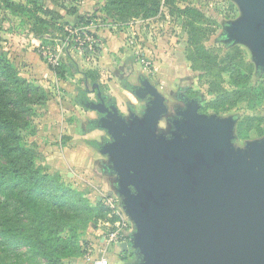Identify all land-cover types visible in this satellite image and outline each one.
<instances>
[{
	"label": "rangeland",
	"instance_id": "374dc122",
	"mask_svg": "<svg viewBox=\"0 0 264 264\" xmlns=\"http://www.w3.org/2000/svg\"><path fill=\"white\" fill-rule=\"evenodd\" d=\"M9 3L13 6L0 0V49L8 54L22 76L45 90L47 98L44 103L31 105L27 127L21 129L22 142L42 154L40 165L44 170L59 174L66 183L82 191L91 204L102 201L109 192L118 197L116 174L108 156L100 151L111 140L110 135L98 128L97 111L79 104L81 99L97 102L98 92L130 120L142 117L154 98L150 90L155 88L166 105V112L158 121V132L168 137L175 131L176 122L183 120L184 111L180 117L176 112L189 100L194 104L186 110L233 119L234 155L249 157L248 144L264 139V102L256 101L253 108L247 102H238L218 112L207 107L215 96L210 91L212 81L229 90L237 87L259 91L264 79V66L257 65L250 44L228 35L231 25L245 14L237 0H179L176 9L162 4L155 16L145 18L140 14L125 20L119 19L114 10L106 13L105 0ZM184 8L195 9L201 15L193 21L192 14L180 13ZM41 17L46 23L38 20ZM188 20L205 30L200 41L208 52L204 61L190 59L194 47L189 41ZM65 28L77 30L83 44L72 41L69 48H63L68 34ZM85 37L94 40L87 51ZM42 46L65 49L58 65H49L39 51ZM210 59H214V65L208 67ZM228 62L244 70L240 83L232 81L226 69ZM48 69L52 72L46 76ZM83 70L91 71L85 82L81 80ZM247 117L254 118L249 129L244 124ZM107 218L106 211L105 219L98 220L97 226L87 227L82 236L87 241L84 252L65 259V263L90 264L89 250L93 254L102 249L99 234L101 222ZM38 262L41 260L31 259L24 248L10 252L0 244V264ZM136 262L138 257L133 249L127 252L120 246L115 250L109 247L108 264Z\"/></svg>",
	"mask_w": 264,
	"mask_h": 264
},
{
	"label": "water",
	"instance_id": "95a60500",
	"mask_svg": "<svg viewBox=\"0 0 264 264\" xmlns=\"http://www.w3.org/2000/svg\"><path fill=\"white\" fill-rule=\"evenodd\" d=\"M237 1L245 14L228 35L264 66V0ZM150 95L140 119L127 120L100 92L85 103L106 113L98 128L111 140L100 151L135 227L121 249L134 250L135 264H264V139L248 144L249 157L234 155L233 119L195 109L168 137L158 132L164 98L155 88Z\"/></svg>",
	"mask_w": 264,
	"mask_h": 264
},
{
	"label": "trees",
	"instance_id": "16d2710c",
	"mask_svg": "<svg viewBox=\"0 0 264 264\" xmlns=\"http://www.w3.org/2000/svg\"><path fill=\"white\" fill-rule=\"evenodd\" d=\"M2 1L13 6L9 0ZM176 2L179 0H105L103 10L109 14L114 10L121 20L140 14L146 18L157 15L162 4L176 9ZM179 11L192 14L193 21L201 15L192 8ZM38 20L46 23L42 17ZM192 20L186 22L195 50L190 59L204 61L208 52L200 41L205 30ZM210 60L208 67L214 65V59ZM226 69L235 84L241 82L243 69L229 62ZM80 73L83 82L91 75L87 70ZM210 91L215 96L207 107L216 112L238 102H247L253 108L256 101L264 102V79L259 91L237 87L229 90L214 81L210 82ZM46 99L45 90L22 76L8 54L0 49V244L10 252L24 248L31 259L41 260L37 264H67L65 259L84 252L87 241L82 238L83 233L90 224L97 226L98 220L105 219L106 209L102 201L91 204L82 191L66 183L59 174L44 170L40 165L42 154L23 144L21 129L27 127L31 105ZM84 102L81 99L79 104L86 107ZM253 120H244L246 129L252 127Z\"/></svg>",
	"mask_w": 264,
	"mask_h": 264
},
{
	"label": "built area",
	"instance_id": "2783aa9c",
	"mask_svg": "<svg viewBox=\"0 0 264 264\" xmlns=\"http://www.w3.org/2000/svg\"><path fill=\"white\" fill-rule=\"evenodd\" d=\"M65 29L68 31V34L65 37V46L63 48H69V44L72 41H75L79 45L83 44L77 30L71 31L68 28ZM84 41L88 43V47L86 48L87 51L94 40L90 37H85ZM63 48L51 49L50 47L42 46L39 51L47 59L49 65L55 67L65 53V49ZM102 201L107 211L108 218L106 221L101 222V227L104 228H102L99 234V243L100 246L102 245V249L95 246L96 250L98 248V253L94 252L95 254H90L92 250H89L88 261L90 264H108L109 247L118 248L121 243L128 242L130 238V221L120 208L116 196L105 195Z\"/></svg>",
	"mask_w": 264,
	"mask_h": 264
},
{
	"label": "flooded vegetation",
	"instance_id": "af4514ba",
	"mask_svg": "<svg viewBox=\"0 0 264 264\" xmlns=\"http://www.w3.org/2000/svg\"><path fill=\"white\" fill-rule=\"evenodd\" d=\"M133 89L136 90V89H138V88H133ZM96 96H97V92H96ZM88 101H89V100H88ZM88 101L85 100L84 103H86V102H88ZM97 102H99V98H98V96H97ZM104 102H105V104H108V105L110 104V103L106 102L105 100H104ZM193 104H194V102H191V101L187 100L186 103H184V107L181 108V110H179L178 112H176L177 117H180V113H181V112L185 111L186 109H190V108H192V107H193ZM97 114H98V116H99L98 120L106 115L105 112H102V113L97 112ZM181 116H182V115H181ZM98 120H97V121H98ZM98 122H99V121H98Z\"/></svg>",
	"mask_w": 264,
	"mask_h": 264
},
{
	"label": "crops",
	"instance_id": "0c3cea01",
	"mask_svg": "<svg viewBox=\"0 0 264 264\" xmlns=\"http://www.w3.org/2000/svg\"><path fill=\"white\" fill-rule=\"evenodd\" d=\"M50 72H52V71H50L49 69H48V72H46L45 73V75L47 76ZM111 195H113V194H111ZM115 196V195H114ZM116 198L118 199V202H119V206H120V208L122 209V206H121V204H120V199H119V197H117L116 196ZM122 211L124 212V210L122 209ZM125 213V212H124ZM127 216V215H126ZM129 219V218H128ZM129 221H130V228H129V233H130V238H131V236H132V234H133V232H134V230H135V227H134V224L132 223V221L129 219ZM129 238V239H130ZM110 249H113V250H115V248L114 247H112V248H110ZM129 251H132V248H129L128 250H127V252H129Z\"/></svg>",
	"mask_w": 264,
	"mask_h": 264
}]
</instances>
